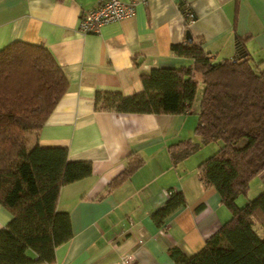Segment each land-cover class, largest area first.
Instances as JSON below:
<instances>
[{"label":"crops","instance_id":"1","mask_svg":"<svg viewBox=\"0 0 264 264\" xmlns=\"http://www.w3.org/2000/svg\"><path fill=\"white\" fill-rule=\"evenodd\" d=\"M122 1L134 2L131 16L106 23L98 33H81L79 15L97 0H0V49L14 41L43 44L68 84L38 135H29V146L37 140L41 147H65L69 160L92 165L90 175L62 185L57 195L56 209L68 213L71 237L55 248L53 261L27 264H119L124 253H133L135 264H175L171 247L193 255L230 217L216 189L199 179L198 156L171 159V144L199 142L198 110H99L94 98L97 91L131 95L142 89L141 73L189 63L172 52L176 43L199 42L214 61L233 58L242 48L264 64V0ZM136 156L141 165L110 185ZM252 186L264 190V172ZM171 189L183 194L184 204L157 224L152 214ZM11 216L0 204V229ZM28 255L35 257L31 250Z\"/></svg>","mask_w":264,"mask_h":264},{"label":"trees","instance_id":"2","mask_svg":"<svg viewBox=\"0 0 264 264\" xmlns=\"http://www.w3.org/2000/svg\"><path fill=\"white\" fill-rule=\"evenodd\" d=\"M183 13L186 8L183 7ZM187 64L153 67L140 74L142 89L131 95L97 91L95 109L132 113L179 114L190 111L203 83L194 134L169 146L172 162L201 145L220 140L221 146L197 166L199 179L212 186L229 210V219L193 255L169 249L175 264H264V190L239 205L251 181L264 172V64L253 62L239 48L233 58L212 60L199 42L171 45ZM67 79L43 44L14 41L0 49V204L11 213L0 229V264L51 262L55 248L72 234L67 212L56 209L62 185L92 172L88 161H71L65 147H41L34 138L67 88ZM139 156L128 161L110 185L139 167ZM152 218L157 224L184 204L181 192ZM31 250L35 257L28 255Z\"/></svg>","mask_w":264,"mask_h":264},{"label":"built area","instance_id":"3","mask_svg":"<svg viewBox=\"0 0 264 264\" xmlns=\"http://www.w3.org/2000/svg\"><path fill=\"white\" fill-rule=\"evenodd\" d=\"M133 13L134 2H123L122 0H97L94 7L81 12L77 28L81 33H98L101 27L106 23L127 18ZM184 15L189 20L194 18V14L187 8ZM119 264H135L134 254H122Z\"/></svg>","mask_w":264,"mask_h":264},{"label":"rangeland","instance_id":"4","mask_svg":"<svg viewBox=\"0 0 264 264\" xmlns=\"http://www.w3.org/2000/svg\"><path fill=\"white\" fill-rule=\"evenodd\" d=\"M202 90H203V83L202 79L199 77L197 79V91H196V96L193 100L192 103V110H198L199 109V101H200V96L202 95ZM222 142L220 140L218 141H213L205 145H201L199 149H197L194 154L195 156H198L200 159L198 164H196V170L197 166L201 161L209 157L210 155L214 154V152L217 151V149L221 146ZM250 190V191H249ZM247 192V195H240L239 197V205H242V200L245 196H247L248 199L254 198L256 195H258L259 192H256L257 189H255L254 186H252Z\"/></svg>","mask_w":264,"mask_h":264},{"label":"water","instance_id":"5","mask_svg":"<svg viewBox=\"0 0 264 264\" xmlns=\"http://www.w3.org/2000/svg\"><path fill=\"white\" fill-rule=\"evenodd\" d=\"M186 38H187L188 40H190V38H191V36H190V34H189L188 32H186Z\"/></svg>","mask_w":264,"mask_h":264}]
</instances>
